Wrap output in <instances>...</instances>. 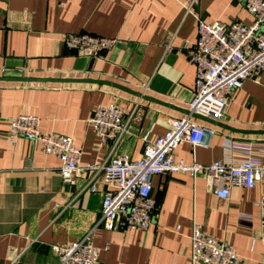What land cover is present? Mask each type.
Returning <instances> with one entry per match:
<instances>
[{"label": "crops", "instance_id": "1", "mask_svg": "<svg viewBox=\"0 0 264 264\" xmlns=\"http://www.w3.org/2000/svg\"><path fill=\"white\" fill-rule=\"evenodd\" d=\"M196 17L207 23L253 21L238 0H0V264H58L57 248L91 229L93 244L101 248L98 264H191L193 222L232 245L245 264L264 261L257 204L264 175L254 187H232L226 199L208 189L203 175H155L149 228L106 229L98 224L103 184L96 192L86 190L88 172L64 183L55 155L8 133L12 117L38 115L42 132L73 138L81 165L98 164L109 143H101L89 119L99 105L117 102L135 112L114 154L139 159L170 119L188 114L195 67L182 45L196 41ZM67 33L116 41L88 57L65 45ZM193 120L197 132H207L206 144L184 141L175 159L208 164L231 145L264 163V70L258 81L247 79L232 93L221 119Z\"/></svg>", "mask_w": 264, "mask_h": 264}, {"label": "built area", "instance_id": "2", "mask_svg": "<svg viewBox=\"0 0 264 264\" xmlns=\"http://www.w3.org/2000/svg\"><path fill=\"white\" fill-rule=\"evenodd\" d=\"M253 17L250 24L233 22L207 23L197 20V38L182 47L195 67V92L189 102V114L173 118L168 129L153 141H147L139 159L114 154L134 115L135 107L126 112L117 102L99 105L89 124L101 143H109L106 158L98 164L81 165V149L69 135L42 132L40 117L20 114L9 121L11 140L22 137L35 142L46 155L60 160L58 172L64 183H74L89 173L87 189L99 190L103 184L101 216L98 224L106 229L146 230L152 224L156 204L151 194L152 178L169 172L203 175L208 189L226 199L232 187L251 188L264 175V163L253 160L250 150H237L231 145L225 155L208 164L186 163L175 159V148L184 141L194 146L205 145L207 132L200 129L192 114L216 120L224 116L232 93L247 79L259 80L264 70V0H238ZM65 45L88 57L99 56L113 47L116 39L89 33H67ZM260 240L264 243V196L258 201ZM106 248V247H105ZM101 248L92 242V229L78 240L57 248L58 264H98ZM15 260L7 264H14ZM191 264H245L234 247L209 235L200 223L193 222L190 233ZM49 264V263H45ZM260 264H264V261Z\"/></svg>", "mask_w": 264, "mask_h": 264}, {"label": "water", "instance_id": "3", "mask_svg": "<svg viewBox=\"0 0 264 264\" xmlns=\"http://www.w3.org/2000/svg\"><path fill=\"white\" fill-rule=\"evenodd\" d=\"M188 114H189V111H188ZM193 116H199V115H196V114H192Z\"/></svg>", "mask_w": 264, "mask_h": 264}]
</instances>
